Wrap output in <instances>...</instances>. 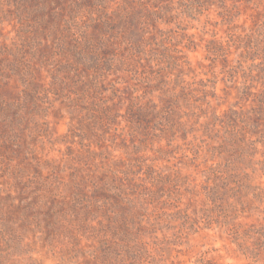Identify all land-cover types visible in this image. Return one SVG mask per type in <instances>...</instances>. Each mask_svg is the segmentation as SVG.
I'll return each instance as SVG.
<instances>
[{"label":"rangeland","instance_id":"rangeland-1","mask_svg":"<svg viewBox=\"0 0 264 264\" xmlns=\"http://www.w3.org/2000/svg\"><path fill=\"white\" fill-rule=\"evenodd\" d=\"M0 264H264V0H0Z\"/></svg>","mask_w":264,"mask_h":264}]
</instances>
